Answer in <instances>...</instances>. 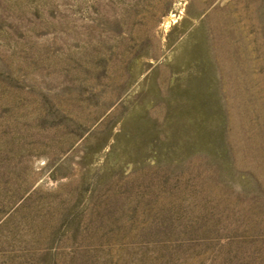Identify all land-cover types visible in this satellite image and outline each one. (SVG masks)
<instances>
[{
	"label": "rangeland",
	"instance_id": "rangeland-1",
	"mask_svg": "<svg viewBox=\"0 0 264 264\" xmlns=\"http://www.w3.org/2000/svg\"><path fill=\"white\" fill-rule=\"evenodd\" d=\"M0 264H264V0H0Z\"/></svg>",
	"mask_w": 264,
	"mask_h": 264
},
{
	"label": "bare ground",
	"instance_id": "bare-ground-1",
	"mask_svg": "<svg viewBox=\"0 0 264 264\" xmlns=\"http://www.w3.org/2000/svg\"><path fill=\"white\" fill-rule=\"evenodd\" d=\"M172 16H174V15L173 14H170V15L166 16L165 23H168Z\"/></svg>",
	"mask_w": 264,
	"mask_h": 264
}]
</instances>
